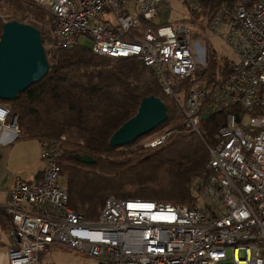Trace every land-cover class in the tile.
<instances>
[{
    "label": "built area",
    "instance_id": "obj_1",
    "mask_svg": "<svg viewBox=\"0 0 264 264\" xmlns=\"http://www.w3.org/2000/svg\"><path fill=\"white\" fill-rule=\"evenodd\" d=\"M36 1L53 17L52 47L70 48L84 37L97 55L135 56L150 66L180 106L182 131L201 134L205 112L230 110L208 145L200 203L111 197L98 219H89L69 204L59 145L42 147L43 178L17 177L8 193L10 264H40L55 243L91 257L88 264H264V0H221L204 11L193 4L183 19L161 24L155 20L164 0ZM211 37L237 58L224 75L182 85L181 99L173 85L205 71L209 49L201 55L200 40ZM19 131L9 104L0 103V145Z\"/></svg>",
    "mask_w": 264,
    "mask_h": 264
},
{
    "label": "trees",
    "instance_id": "obj_2",
    "mask_svg": "<svg viewBox=\"0 0 264 264\" xmlns=\"http://www.w3.org/2000/svg\"><path fill=\"white\" fill-rule=\"evenodd\" d=\"M34 1L0 0L1 11L6 8L12 11L11 17L0 14V36L4 22L17 19L37 26L46 44L45 30H50L52 35L53 17ZM219 1L193 0L191 5L200 4L204 11ZM49 49L50 70L44 77L14 100L0 98V103L9 104L11 118L17 116L20 131L16 141L37 139L41 148L51 143L59 145V163L62 177L66 175L63 182L69 191L70 206L95 220L111 194L120 199L171 203L167 201L173 198L167 200L169 192L161 188L172 191L178 202L189 198L190 202H199L197 193L209 176L208 145L213 143L230 109L204 119L200 136L185 132L177 124L178 119L183 120V115L175 98L166 94L155 71L138 57L100 56L92 51L91 45L81 43L70 48ZM208 49L211 56L205 71H197L180 85H173L174 90L189 86L194 78L208 72L210 76L216 75L221 65L228 67L230 60L220 62L213 47ZM150 95L162 98L167 104L165 122L170 121L175 133L154 147L139 144L149 134L132 143L110 146L112 134L136 114L141 100ZM158 127L151 133L160 132ZM85 154L91 155L95 162L79 161L78 157ZM162 179L167 183L160 184ZM168 183L171 187H167ZM11 224V214L0 205V228L8 231Z\"/></svg>",
    "mask_w": 264,
    "mask_h": 264
},
{
    "label": "water",
    "instance_id": "obj_3",
    "mask_svg": "<svg viewBox=\"0 0 264 264\" xmlns=\"http://www.w3.org/2000/svg\"><path fill=\"white\" fill-rule=\"evenodd\" d=\"M50 70L47 48L40 29L12 19L4 22L0 36V98L14 100L19 93L39 82ZM208 113L203 118H208ZM168 118L167 104L156 95L144 97L135 115L125 121L110 137L112 147L122 146L149 134ZM82 163H94L85 154Z\"/></svg>",
    "mask_w": 264,
    "mask_h": 264
},
{
    "label": "rangeland",
    "instance_id": "obj_4",
    "mask_svg": "<svg viewBox=\"0 0 264 264\" xmlns=\"http://www.w3.org/2000/svg\"><path fill=\"white\" fill-rule=\"evenodd\" d=\"M29 1L35 2L34 0H29ZM192 2H193V0H188V1L187 0H164L163 5L161 6V12L157 16L155 21L157 23L161 24V23H166V22L172 23V22H175L177 20L183 19L184 17L187 16V14H189V12H190L189 5H191ZM0 14H2L4 17L7 18V17H11L12 11L9 10L8 8H6L2 11L0 10ZM47 18L50 19L49 14H48ZM41 24L44 25L43 22H41ZM50 29H51V27H50ZM45 32H46V44H45V46H46V48L49 49L52 47L51 43H50V40H51L50 30H45ZM90 43L91 42L89 40H84V37H82L81 44H85L87 46H90ZM200 43H201V47H202V48L200 47V50H201L200 54L201 55L203 54V51H204L203 47L209 48V46H211V47H213L216 54L218 55L220 62H222V60H224V59L236 60V58H237L233 48L231 46L225 44V42H223L222 39L219 37H211L210 39H201ZM48 49H47V54H48ZM201 55H199L200 60L203 59V57ZM209 56H211V54ZM231 63L232 62L228 61V67L230 64V68H231ZM228 67L221 65L218 67L220 69L218 70V73L216 75L211 74V76H210V72H208L207 75H205V76L208 78H213V77L217 76L218 74L224 75L229 71L230 68H228ZM176 93L179 97H181V99H184L183 95H186L185 91L181 90V89L176 90ZM175 102H176L175 104L177 105V107L180 110L179 104L177 103L176 100H175ZM206 113H208V112H205V114ZM208 116L210 117L211 115H209V113H208ZM205 119H207V118H205ZM177 121H178L177 124H179V126H180V124L182 123L181 118L178 119ZM169 123H170V121L167 123L165 122V124H163L162 126H159L158 129H160L159 130L160 132H157V133H151L150 132L151 134L150 133H149V135L146 134L147 136H145V138L142 141H140L139 144H141V142L145 143L147 141H150V140H152L150 138H153L157 134H161V133L168 131V130L173 131L169 135V136H171L173 133H175L176 129L173 128V126H171L172 125L171 123H170L171 125H169ZM200 131H201V129H200ZM195 133H197V132H195ZM197 134H199V133H197ZM198 136H200V134ZM23 141L24 140H21L20 142H17L13 146H9L7 148L0 149V155H2V157L0 159V185L2 183H6L7 180L12 178L13 176L15 177L16 175H19L23 178H27L30 176L31 173H35L37 171L36 170L37 167H40V165H41V155H40L41 147H40L39 143L41 144V142H39V140H37V139H27V140H25V141H27V143H23ZM205 143L203 142V144H205ZM38 161H39V164H38ZM10 174H12L13 176ZM65 176L66 175L64 173L63 174V180L64 181L66 180ZM164 180L165 179H162L160 181V184ZM166 183H167L166 181L163 182V184H166ZM167 187H171V184L168 183ZM161 189L167 190V192H169V194H166L167 198H169V197L173 198L172 201H167V202H171L173 204L174 203L181 204V202L186 201L185 204L190 203L191 198L185 199V200H180L181 202H178L179 199L177 197L173 196V194H171L172 191L165 189V188H161ZM199 194L200 193L198 191L197 200H199ZM111 197H118V196L115 194H111L107 197V199H109ZM171 198H169L167 200H171ZM107 199H106V201H107ZM164 202H166V201H164ZM103 209H104V207L102 208V210ZM65 247H67V246H65ZM68 249H70V248H68ZM71 250L77 252L74 249H71ZM78 253H80V252H78ZM228 253H229V255L231 254L230 249H228ZM80 254H82V253H80ZM82 255H84V254H82ZM243 255H244V253L242 252V256ZM82 257L85 258L86 261H88V259H89V261H93V259L91 257L85 256V255ZM62 262H64L63 257L59 256L56 264H62ZM51 264H54V263H51ZM219 264H223V263L220 262Z\"/></svg>",
    "mask_w": 264,
    "mask_h": 264
},
{
    "label": "crops",
    "instance_id": "obj_5",
    "mask_svg": "<svg viewBox=\"0 0 264 264\" xmlns=\"http://www.w3.org/2000/svg\"><path fill=\"white\" fill-rule=\"evenodd\" d=\"M163 5V4H162ZM16 139L13 137V135L11 133H6L5 137H4V143L0 145V149H4L7 148L9 146H13L14 144H16L17 142ZM23 143H27V141H23ZM40 147L42 146L39 143ZM40 155H41V150H40ZM6 156V155H5ZM2 155H0V159H1ZM39 164V161H38ZM43 168H44V163L42 160V156H41V165L40 167L36 168V172L35 173H31L29 177L27 178H23L19 175H16L15 177L12 175L13 177L10 178L9 180H7L6 183H2L0 185V205L6 207V203L8 200V193L9 190L15 180V178L17 177H21L27 181H37L39 180L42 175H43ZM9 236H8V232L6 230H3L2 228H0V264H10L9 262V258H8V245H9ZM59 256L63 257L64 262H62V264H88L91 263V261H86L85 258H83L82 254L75 252L71 249H68L67 247H65L64 245H61L59 243H55L53 244V246L51 247V249L43 254L42 258H41V262L40 264H51L54 263L56 264L57 259ZM86 256V255H85Z\"/></svg>",
    "mask_w": 264,
    "mask_h": 264
}]
</instances>
